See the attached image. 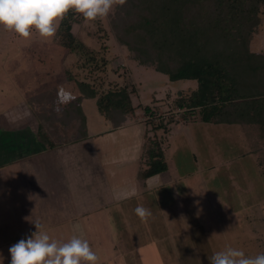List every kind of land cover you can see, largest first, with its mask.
I'll use <instances>...</instances> for the list:
<instances>
[{"label": "rangeland", "instance_id": "obj_1", "mask_svg": "<svg viewBox=\"0 0 264 264\" xmlns=\"http://www.w3.org/2000/svg\"><path fill=\"white\" fill-rule=\"evenodd\" d=\"M115 7L102 20L73 25V32L94 48L101 45L99 35L107 34L105 72L79 68V56L59 45L56 34L45 42L33 29L26 40L0 27V137L19 130L23 121L18 119L33 111L39 95L44 96L42 104L56 109L57 89L72 69L104 90L115 83L134 84L132 100L138 109L130 119L162 139L168 170L137 185V146L130 152L127 139L112 130L96 99L85 98L87 144L92 146L84 152L85 159L91 154L88 181L83 148L74 145L52 153L45 147L39 154L24 152L16 163L0 166V264H10V246L36 231L26 217L40 220L58 241L67 242L73 235L88 240L98 264H209L208 256L227 247L246 256L264 253V139L253 126L204 123L200 115L184 125L189 121L167 95L195 88L197 81H171L155 67L139 64L115 37L110 23ZM261 17L251 48L264 54V9ZM146 105L154 109L153 118L146 114ZM172 115L174 124L183 125L168 133L151 131L148 120L155 123ZM36 126L32 119L31 128ZM129 155L132 161L126 159ZM51 161L58 174L55 181L44 165ZM99 161L107 167V188L100 182ZM69 179L73 184L66 183ZM117 193L121 199L115 198ZM138 205L151 211L146 221L135 214Z\"/></svg>", "mask_w": 264, "mask_h": 264}, {"label": "trees", "instance_id": "obj_2", "mask_svg": "<svg viewBox=\"0 0 264 264\" xmlns=\"http://www.w3.org/2000/svg\"><path fill=\"white\" fill-rule=\"evenodd\" d=\"M263 9L264 0H126L123 6L115 7L110 23L118 43L139 64L155 67L171 81H197L195 88L167 95L182 110L185 121L200 115L203 122L253 126L264 139V54L251 48L260 32ZM83 21L82 15L69 11L60 21L56 40L68 53L79 56V68L105 72L109 46L104 39L108 36L99 35V48L90 46L73 32V25ZM66 72L67 80L60 86L68 91L71 85L74 90L71 106L61 105L58 114L55 106L52 109L54 104H42V95L34 99L36 105L33 102L38 121L35 137L43 147L54 148L88 137L82 106L85 98H95L99 112L115 128L136 115L134 84L115 83L104 90L72 69ZM145 111L153 118L155 111L150 105ZM176 122L172 115L147 123L153 132L168 133ZM148 133L146 130L139 180L168 170L162 139Z\"/></svg>", "mask_w": 264, "mask_h": 264}, {"label": "clouds", "instance_id": "obj_3", "mask_svg": "<svg viewBox=\"0 0 264 264\" xmlns=\"http://www.w3.org/2000/svg\"><path fill=\"white\" fill-rule=\"evenodd\" d=\"M125 3L126 0H0V27L26 40L34 29L47 42L55 36L58 23L69 11L82 15L85 22H89L104 19L114 6ZM74 99L66 89H57V113L60 105ZM115 198L122 197L117 193ZM134 211L141 221L151 216V211L140 205ZM25 219L35 225L36 231L10 246V264H98L99 257L88 240L73 235L67 242L58 241L43 230L40 220ZM208 260L209 264H264V253L246 256L242 250L227 247L213 252Z\"/></svg>", "mask_w": 264, "mask_h": 264}, {"label": "crops", "instance_id": "obj_4", "mask_svg": "<svg viewBox=\"0 0 264 264\" xmlns=\"http://www.w3.org/2000/svg\"><path fill=\"white\" fill-rule=\"evenodd\" d=\"M180 92L181 91H179L178 93H180ZM158 103L159 102H157L156 104H158ZM82 106H83V101H82ZM28 112L31 113V114L28 115L27 114ZM25 117H26V119H25ZM195 117H197V115H194L189 120V124H184V125H191L193 123V119H196ZM32 119L38 125V121H37L33 111H30V110H28L27 112L24 111L23 116L18 119L19 121L20 120L23 121V124H21V125L18 124L19 125L18 126L19 130L16 131L15 133L7 135V136H4L3 135L4 133L1 135V137H0V146H1V148L0 149H1L2 156H0V157L3 160L0 161V166H3V165L5 166L6 164H9V163L10 164L11 163H16L17 161H15V160H17V159L23 157L24 155H26V154H24V152L25 153H31V152L36 151V153H38V154L40 152H45L42 149L43 146L40 145V144H37V142H36V137H35V134H34V133H36V128H33V129L31 128V120ZM204 123H208V122H204ZM179 124H182V123L172 124L171 125V130L173 131L174 125H179ZM87 128H88V126H87ZM0 130L3 131L4 128L0 129ZM112 130L121 131L122 132L123 137L125 139H127V142H128V146L127 147L130 148V152H131V149H132V145L137 146L138 157L137 158L135 157L133 159V161L135 162V168H136L135 169V174H136V177L138 179V171H139V168H140L141 163H142L143 144L145 142V133H146L147 129L145 130V126H142V125L138 124L135 120L130 119V117H129L121 126L116 127V128L113 127ZM133 136H134V138H133ZM89 139H90V133H89V130H88V137L86 139H83V140L75 142V143L61 144V145H58V146H56L54 148H47V149H49L50 152L52 153L54 150H58L59 147H65L67 145H74L75 147H82L83 148V152H82L83 153L82 154L83 158H81V162L83 163V167L84 168L86 166L87 173H86L84 178L88 181V175H89L88 173H90L89 172V165L91 163L90 162L91 161L90 160L91 157L89 158V155H91V154H89L87 156V159H85L84 152L85 151L89 152L90 150H92V146L87 144V141ZM112 147H114V146H112ZM73 151H74V149H72L70 152H73ZM165 152H166V150H165ZM135 155H136V153H135ZM126 159H128V161H132L131 155L127 156ZM85 162H86V164H85ZM44 165H46V167H48V169L50 171L49 178L53 179L54 181L57 180L58 174L55 171V167H54V164H52V161L50 162V164H48V163L46 164L45 163ZM106 168L107 167L105 166V164L104 165L101 164V161L98 162V173L100 175H102V181H100V182L104 184V186H103L104 188H107V185L105 183L106 182V175H105L106 174ZM81 174H83V173H81ZM151 178H154V177H151ZM151 178H149V179H151ZM62 179H64V177H62ZM49 181H51V180H49ZM68 181H71V183L73 184V182H72L73 179L72 180L71 179L67 180L66 183ZM144 181H146V180H139L136 183H137V185H139L138 184L139 182L143 183Z\"/></svg>", "mask_w": 264, "mask_h": 264}, {"label": "flooded vegetation", "instance_id": "obj_5", "mask_svg": "<svg viewBox=\"0 0 264 264\" xmlns=\"http://www.w3.org/2000/svg\"><path fill=\"white\" fill-rule=\"evenodd\" d=\"M15 146V145H14Z\"/></svg>", "mask_w": 264, "mask_h": 264}]
</instances>
